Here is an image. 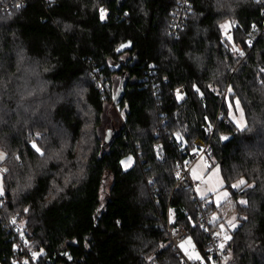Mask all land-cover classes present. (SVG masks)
Wrapping results in <instances>:
<instances>
[{
	"label": "trees",
	"instance_id": "16d2710c",
	"mask_svg": "<svg viewBox=\"0 0 264 264\" xmlns=\"http://www.w3.org/2000/svg\"><path fill=\"white\" fill-rule=\"evenodd\" d=\"M179 1L0 0V264H182L168 209L204 251L206 203L224 232L239 222L229 264H264V0H189L173 35ZM198 139L229 191L218 206L175 188Z\"/></svg>",
	"mask_w": 264,
	"mask_h": 264
},
{
	"label": "built area",
	"instance_id": "2783aa9c",
	"mask_svg": "<svg viewBox=\"0 0 264 264\" xmlns=\"http://www.w3.org/2000/svg\"><path fill=\"white\" fill-rule=\"evenodd\" d=\"M179 14L172 21L171 30L173 35H176L179 30L183 28L185 20L188 19L187 15L192 13V5L189 0L179 1ZM230 34V31L227 32ZM166 82V81H165ZM197 150L193 153V162L190 166L180 169L175 172V188L182 189H195L199 185V181L192 178V168L194 163L202 161L205 166L211 167L215 159V148L212 143V139L209 141L197 140ZM156 150H159V146H155ZM179 174V175H177ZM1 202V200H0ZM208 204L204 205V210L200 213L199 226L205 232L208 243L206 249L203 251L196 248L202 257V260H195L190 254L184 253L181 249V244L188 239H192V231L186 226L177 222V217L174 209L169 207L167 213V228L170 237V242L173 245L177 255L181 258L182 264H229L230 253L228 251V244L230 239H225L224 227L217 223L218 214L211 212L208 209ZM213 217L215 219L213 220ZM211 221V222H210ZM16 234L21 237L20 241L16 243V248L23 249L25 244V234L23 230H16ZM228 236V235H227ZM223 244V248H221ZM33 256L34 252H30ZM29 257H25L24 260L28 261ZM149 264H163L159 260H152Z\"/></svg>",
	"mask_w": 264,
	"mask_h": 264
},
{
	"label": "rangeland",
	"instance_id": "374dc122",
	"mask_svg": "<svg viewBox=\"0 0 264 264\" xmlns=\"http://www.w3.org/2000/svg\"><path fill=\"white\" fill-rule=\"evenodd\" d=\"M230 27H231V23H227L225 25V28L227 29V31H231ZM237 101H239L237 98H234L233 100L231 98H228V100H227L229 117L233 121L235 126H236V121L241 120V110L243 112V122L246 123V118H245L244 111H243V108H242L240 101H239V109L236 107ZM246 125H247V123H246ZM0 153L3 154V158L0 159V187H2L3 192H4L3 174H5L7 172V169H6V167H2V165L4 164V162L6 160V154L2 150H0ZM129 158H131L130 162H129ZM123 162H125V163H123L122 166L125 170H127V169L131 168V166L133 165L134 159H133V157H128V158L124 159ZM193 169L196 170L198 178L194 179L193 176H192V178L196 181H199V185L197 187H195V193L199 199H201V200L208 199V201L210 203H214L216 206L224 203L228 199L229 191L224 188L225 182H224V179H223V176L221 173V169L218 165L208 167V166H205L202 161H197L196 163H194L192 171H193ZM237 183L238 182H236L235 184H237ZM110 186H111V179H107L106 183L104 184V187L102 189V192H101L103 202L106 199V196H107V193L110 189ZM225 191L228 192L227 197L223 196V193ZM201 193L204 194L203 198H201ZM217 196H220L219 203L217 202ZM233 217L236 218V216L232 215V214H230L228 216L227 225L225 228V233L228 235V237H230V239H231L233 232L236 230V228L239 225L237 218L233 221ZM232 223L235 224L234 228L231 227ZM188 241H189V239L181 244V245H183V247H181V249L184 251V253L190 254L195 260H197V261L202 260V257L199 254V252L195 246L196 244H195L194 240L190 239V243H188Z\"/></svg>",
	"mask_w": 264,
	"mask_h": 264
},
{
	"label": "snow or ice",
	"instance_id": "6c2138e0",
	"mask_svg": "<svg viewBox=\"0 0 264 264\" xmlns=\"http://www.w3.org/2000/svg\"><path fill=\"white\" fill-rule=\"evenodd\" d=\"M17 7H19V5H17ZM105 16H106V10L105 9H100V18H101V20H103L104 18H105ZM223 27V26H222ZM127 46H130V42H129V44H121L120 45V48H118L117 49V51H120L121 49H123L124 47H127ZM234 51L236 50V49H233ZM240 55L241 56H243L244 55V53L243 52H240ZM261 71H264V69H262ZM195 87V86H194ZM197 91H199V89L197 88L196 89ZM178 96H179V92H178ZM236 107L239 109V101H237L236 102ZM236 126H237V128L238 129H240V130H244V128H246V123H244L243 122V112H242V110H241V120H239V121H236ZM177 136L179 137V134L177 133ZM221 139H224V140H227L228 138L227 137H221ZM33 148H35V150L37 151V152H40V149L37 147V145L34 143L33 144ZM43 153H41V155H42ZM3 158V154L2 153H0V159H2ZM130 159L131 158H129V162H130ZM122 164L123 163H125V162H121ZM177 175H179V174H177ZM192 176H193V178L194 179H197L198 177H197V173H196V170L195 169H193V171H192ZM246 183V181L244 180V179H241V180H239L238 181V183L237 184H233L232 185V187L233 188H236V187H239V186H241V185H244ZM0 195H3V189H2V187H0ZM203 193H201V198H203ZM223 196H225V197H227L228 196V192L227 191H225L224 193H223ZM219 200H220V196H217V202L219 203ZM239 203L240 204H242V205H247V201H245V200H241V201H239ZM25 211H27V210H25ZM215 219V217H213V220ZM236 218L235 217H233V221L235 220ZM14 222V221H13ZM211 222V221H210ZM231 227H235V224L234 223H232L231 224ZM225 239H230V237H228L227 235H225ZM188 243H190V239H189V241H188ZM223 244H221V248H223ZM181 247H183V245H181ZM37 256V253H33V258H35ZM24 264H28V262L27 261H25L24 262Z\"/></svg>",
	"mask_w": 264,
	"mask_h": 264
},
{
	"label": "water",
	"instance_id": "95a60500",
	"mask_svg": "<svg viewBox=\"0 0 264 264\" xmlns=\"http://www.w3.org/2000/svg\"><path fill=\"white\" fill-rule=\"evenodd\" d=\"M125 44H129V42L125 43ZM120 48V47H119ZM128 50H132V43L130 42V46L124 47L123 49H121L120 51H117L118 54H122Z\"/></svg>",
	"mask_w": 264,
	"mask_h": 264
}]
</instances>
